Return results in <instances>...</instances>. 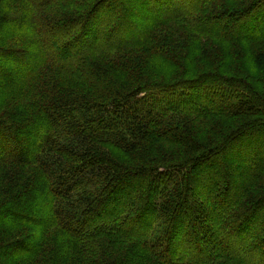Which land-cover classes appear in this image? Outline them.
Listing matches in <instances>:
<instances>
[{"label": "trees", "instance_id": "trees-1", "mask_svg": "<svg viewBox=\"0 0 264 264\" xmlns=\"http://www.w3.org/2000/svg\"><path fill=\"white\" fill-rule=\"evenodd\" d=\"M256 152L264 0H0V264H264Z\"/></svg>", "mask_w": 264, "mask_h": 264}, {"label": "rangeland", "instance_id": "rangeland-1", "mask_svg": "<svg viewBox=\"0 0 264 264\" xmlns=\"http://www.w3.org/2000/svg\"><path fill=\"white\" fill-rule=\"evenodd\" d=\"M95 27H97L96 25H95ZM95 32L96 31H92L91 32V36H89L90 37V39L91 40H94L95 39ZM137 31H133L132 32V36L136 33ZM33 52H35V50L33 51ZM235 61V60H234ZM233 61V64L234 63H237V62H234ZM242 71H244V72H247L248 71V67L247 68H242ZM155 101H157V102H160L159 101V99L157 98ZM152 103V102H151ZM255 135H254V133L253 134H250V135H247V137L248 138H252V137H254ZM239 147H242V146H237L235 149H233V153H235V156H239V155H241V148H239ZM245 153H247V155L246 156H243V157H249V158H251V156H253V155H255V154H253V152H247V151H245ZM257 154L256 155H260L261 157H264V154L262 155L260 152H256ZM234 155V154H233ZM243 155H245V154H243ZM234 156V157H235ZM234 157H232V159L234 158ZM241 157H242V155H241ZM252 160V159H251ZM242 174V173H241ZM199 176H203V174L202 173H200L199 174ZM231 179L234 181V182H236V181H238L240 178H239V176L237 175V174H232V177H231ZM243 182V180H241V181H239L238 182V184H241ZM217 186V183H213V187H212V189L213 188H215ZM204 220H205V218H204ZM205 223V222H204ZM206 225H208V223H206ZM210 229H211V227L210 226H205L204 228L201 226L200 227V232H201V235L202 236H204V235H207V233L208 232H210ZM207 245H205V247H206ZM249 254L252 256V258L253 259H255V257H258L259 256V254H258V252H256L254 249H250L249 250Z\"/></svg>", "mask_w": 264, "mask_h": 264}]
</instances>
